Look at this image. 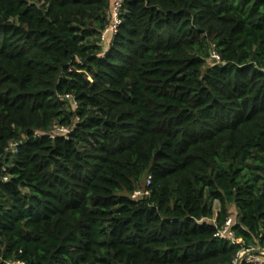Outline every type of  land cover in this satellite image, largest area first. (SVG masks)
<instances>
[{
	"label": "trees",
	"instance_id": "trees-1",
	"mask_svg": "<svg viewBox=\"0 0 264 264\" xmlns=\"http://www.w3.org/2000/svg\"><path fill=\"white\" fill-rule=\"evenodd\" d=\"M112 2L0 0V264L264 250V0Z\"/></svg>",
	"mask_w": 264,
	"mask_h": 264
},
{
	"label": "built area",
	"instance_id": "built-area-1",
	"mask_svg": "<svg viewBox=\"0 0 264 264\" xmlns=\"http://www.w3.org/2000/svg\"><path fill=\"white\" fill-rule=\"evenodd\" d=\"M120 8H121V0H113V2L111 4V8H110V17H111L110 22L106 26V28L104 29V31L101 35V41L102 42H106L108 37H111L113 34L116 33L117 27L121 23V21L119 19ZM210 58L217 61V62L220 61L219 54L217 53V51L213 47L210 50ZM72 105H73V108L77 107V104L74 100H72ZM69 132H70V129L67 127L55 126L49 135L51 138H54L56 136L67 137ZM35 135L40 136V134L38 132H35ZM16 147H17V143H11L9 145V148L13 151L16 150ZM149 184H150V177H147L146 186H148ZM142 194L147 195L148 193L143 192ZM132 199H135V198H132ZM231 224H232V222L229 218V220L226 222V225L219 232V235H221L222 237H231V235H232L230 232ZM245 252H248V251H245ZM244 259L246 262L255 263V264H264V250H261L259 255L250 254V255L245 256ZM235 264H236V262H235Z\"/></svg>",
	"mask_w": 264,
	"mask_h": 264
},
{
	"label": "rangeland",
	"instance_id": "rangeland-1",
	"mask_svg": "<svg viewBox=\"0 0 264 264\" xmlns=\"http://www.w3.org/2000/svg\"><path fill=\"white\" fill-rule=\"evenodd\" d=\"M140 193H143L142 190H141V189H137V190H136V193H135L136 195H135V194L132 195L131 198H136V197H138V196L140 195ZM218 207H219L218 203L215 202L214 205H213V210L215 211V213L217 212ZM231 207H232V209L230 210V211H231L230 220H231V222L233 223L234 221H236L237 213H236L234 207H233V206H231ZM244 253H245V251L241 252V253L239 254V258H240Z\"/></svg>",
	"mask_w": 264,
	"mask_h": 264
},
{
	"label": "water",
	"instance_id": "water-1",
	"mask_svg": "<svg viewBox=\"0 0 264 264\" xmlns=\"http://www.w3.org/2000/svg\"><path fill=\"white\" fill-rule=\"evenodd\" d=\"M261 251L257 250V251H248L245 252L236 262V264H240L242 262V260L245 258V256L250 255V254H255V255H259Z\"/></svg>",
	"mask_w": 264,
	"mask_h": 264
}]
</instances>
